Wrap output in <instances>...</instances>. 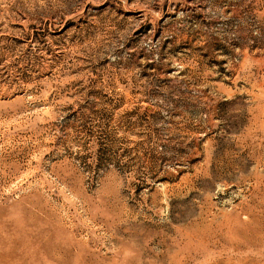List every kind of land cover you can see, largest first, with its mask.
<instances>
[{
    "label": "rangeland",
    "instance_id": "obj_1",
    "mask_svg": "<svg viewBox=\"0 0 264 264\" xmlns=\"http://www.w3.org/2000/svg\"><path fill=\"white\" fill-rule=\"evenodd\" d=\"M0 264H264V0H0Z\"/></svg>",
    "mask_w": 264,
    "mask_h": 264
}]
</instances>
